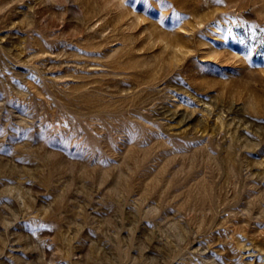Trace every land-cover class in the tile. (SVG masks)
I'll return each mask as SVG.
<instances>
[{
    "label": "rangeland",
    "instance_id": "obj_1",
    "mask_svg": "<svg viewBox=\"0 0 264 264\" xmlns=\"http://www.w3.org/2000/svg\"><path fill=\"white\" fill-rule=\"evenodd\" d=\"M0 264H264V0H0Z\"/></svg>",
    "mask_w": 264,
    "mask_h": 264
}]
</instances>
